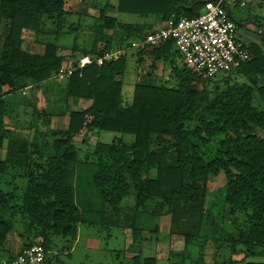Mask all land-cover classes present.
Wrapping results in <instances>:
<instances>
[{"label": "trees", "instance_id": "trees-1", "mask_svg": "<svg viewBox=\"0 0 264 264\" xmlns=\"http://www.w3.org/2000/svg\"><path fill=\"white\" fill-rule=\"evenodd\" d=\"M65 1L0 0V30L5 24L8 28L0 42V151L7 138L5 156L0 159V185L5 175L10 177L6 185H13L8 192L0 188V244L7 240L15 216L20 214L34 227V238H22L18 251L40 244L45 250L44 264H54L48 254L51 238L60 235L74 242L83 223L130 228L133 244L142 248L144 230L137 221L146 214L151 218L168 215L167 236L183 241L181 252L191 246L198 248V264H203L202 252L208 240L217 250L227 244L233 254L239 253L235 246L241 244L245 259L264 253L261 48L246 41L249 59L219 77H206L188 68L171 39L129 49L116 60L76 69L81 57L94 59L114 46L104 36L102 48L93 41L87 49L78 45L65 48L57 43V35L67 22L58 20L53 30H47L53 32L56 42L43 41L42 53L24 50V31L37 37L44 34L47 21L67 15ZM203 1L186 5L171 0L168 7L161 0H117L116 11L155 16L165 22L172 15L199 14ZM107 11H101L103 24L99 27L121 30L120 47L149 33L142 25L107 16ZM144 55L152 58L150 70L143 72L137 65L134 83L132 80L125 89L128 57L140 64ZM159 62L164 69L170 68L167 78L152 72ZM61 66L75 69L58 81L55 74ZM27 86L29 115L24 112L26 98L18 115L12 109L14 101L6 96ZM38 89L45 97L40 110L36 107ZM70 98L91 103L85 109L71 110ZM53 116H68V126L51 128ZM8 118L12 122L16 118V127L9 128ZM99 131L129 134L132 140L96 139L91 144L90 139L97 138ZM220 173L223 180L216 178ZM17 177L26 179L22 190L15 182ZM221 192L228 213L241 211L246 216L243 228L232 225L224 229L212 212ZM129 198L133 204L124 207L122 203ZM130 261L157 264L156 258L142 257L139 252ZM236 262L229 257L212 264Z\"/></svg>", "mask_w": 264, "mask_h": 264}, {"label": "rangeland", "instance_id": "rangeland-1", "mask_svg": "<svg viewBox=\"0 0 264 264\" xmlns=\"http://www.w3.org/2000/svg\"><path fill=\"white\" fill-rule=\"evenodd\" d=\"M161 1L167 4L168 7L172 6L171 0ZM105 3L111 5L112 8H108V10L113 11V13L109 11L107 16L116 17L117 20L123 22L143 19V17H139L135 14L117 12V0H85L84 14L88 16V19L86 16H84L82 22L76 13L78 6L77 1L66 0L64 10L66 11L67 15L61 19H54L52 22L47 21V28L45 27L44 34L37 37L34 32L24 31L23 37L29 39V51L41 53L44 49L43 41L51 40L56 42V39L52 34L53 32L51 31L49 34L47 33V30H53V24H55L58 20L60 22H67L64 23V26L61 29L64 34L61 32V35H57V43L61 46H65V48L70 49L72 46L78 45L79 49H81L85 47L84 44L88 46L92 41L96 47L102 46L106 38L99 32L96 34V30L101 31L102 33H106L110 30L105 26L102 28L99 27L103 24L99 17L102 16L103 12L101 11L105 7ZM256 3L260 4L259 2ZM229 10L232 15L238 19L242 18L243 21H252L254 29L257 31L262 30L264 32V4L260 6L253 5L251 8H236L229 6ZM90 15H94V17H90ZM86 24H90L91 26ZM243 30L244 29H239L241 34H243ZM7 31L8 28L5 24V26L1 28L0 36L6 35ZM80 39L82 41H80ZM120 39L121 31L115 29L111 46H119ZM257 47L260 48L258 45ZM65 51L67 52L66 49L62 50L64 53ZM261 52H263L262 49ZM130 56L128 57L125 76V89H127V87L130 88L132 80L134 83V74L137 65L143 72H146L150 70V65L152 64L151 57H143V61L140 62V64H134L135 59ZM152 72L157 75H163L165 78H167L170 73V68L167 67L164 69L163 64L159 62L156 64V67L152 70ZM220 75L218 74L217 76L219 77ZM62 77L59 78V81L62 79ZM234 78H236L238 81L242 79L238 76H235ZM40 96L45 99L43 95ZM84 103V100H82L81 103L74 101V103H70L69 108L84 109V107H82ZM97 135V138L90 139L91 144H94L96 139L105 142H110L113 138H121L126 142H130L132 140L129 134H122L118 132L99 131ZM78 140H80V136L77 137V141ZM78 144L81 145L80 143ZM152 176H154V172H152ZM223 176V173H220L216 178L217 180H221ZM9 178L10 177L8 175H5L3 177V183L0 185V188L5 192L12 190L13 185H6V182L9 180ZM15 182L20 185V189L22 190L26 184V179L17 177ZM214 188L215 186H213V190ZM213 190L210 191L211 195ZM215 193L218 195L217 192ZM132 204V198H129L125 200L124 203H122L124 207L131 206ZM227 209L228 206L224 203L221 192V197H219L214 202V205L211 209L212 212L216 215L217 219L222 221L224 229L227 230L232 227V225H234L235 228H243L244 226H242V221H244L246 217L244 213L241 211H236L235 213L230 214L228 213ZM144 216H146V214L141 215L137 221L138 226L142 227L144 230V233L141 237L142 239H145L141 244L142 248H138L133 244L134 242L132 240V232L130 228H122L121 226L117 225L105 226L83 223L79 224L78 226L77 236L74 242L69 241L67 238H64L60 235H55L51 238L48 252L49 258L54 264H131L130 260L132 256L139 252L142 257L152 256L156 258L157 264H198V248L191 246L186 251L181 252L183 250V241L180 238L178 239V237L175 235L172 237L167 236L169 224L168 215H161L154 218ZM233 217L235 219V223H232ZM27 221L28 220L24 217H21L20 214L15 216L13 221V230L8 235L7 240L0 244V264L4 259H7L9 253L16 250L15 246L17 244L19 246L21 245L22 238L23 241L33 240L34 227L28 225L26 223ZM152 229H155V231H152ZM142 239H140V242ZM131 246H134L135 249H133ZM235 249L239 250L238 254H233L230 246L227 244L225 247H219L217 250L215 243L212 240H208L202 252L203 264H212L213 262L218 261L224 262L229 259V257L238 261L234 264H246L247 261L264 263V253L245 259L242 245H236ZM180 252L181 254L178 255Z\"/></svg>", "mask_w": 264, "mask_h": 264}, {"label": "built area", "instance_id": "built-area-1", "mask_svg": "<svg viewBox=\"0 0 264 264\" xmlns=\"http://www.w3.org/2000/svg\"><path fill=\"white\" fill-rule=\"evenodd\" d=\"M181 1L189 5L197 0ZM253 2L264 4V0H204L199 14L177 18L172 15L162 26L141 39L131 41L130 45L116 46L94 59L87 55L81 57L75 68H82L93 62L100 65L105 61L118 59L129 49L138 50L145 44L158 45L171 39L188 68L202 72L206 77L230 72L249 59L250 51L227 6L247 8ZM75 68L61 66L55 76H69ZM44 260V247L34 243L18 251L3 264H44Z\"/></svg>", "mask_w": 264, "mask_h": 264}, {"label": "crops", "instance_id": "crops-1", "mask_svg": "<svg viewBox=\"0 0 264 264\" xmlns=\"http://www.w3.org/2000/svg\"><path fill=\"white\" fill-rule=\"evenodd\" d=\"M76 1H77V4H78V6H77V12L76 13H77V16H79L80 19H81V21L83 22V17L84 16H86V18L88 19V16L86 14H84L85 13V9H84V2H85V0H76ZM253 5L260 6V5H262V3L258 4L256 2H253L247 8H249V7L251 8ZM229 6L236 7V8H241V7H238V6H235V5H228L227 6V10H228L231 18L236 19V21H238L240 23V24L239 23H236L239 26V29H244L242 31V33L244 34L243 35L244 38H247L246 40H249L248 42H254V43H256L262 49L263 54H264V40L263 39L261 40V38H260V37H262L260 33H262L264 35V32L262 30L257 31L256 29H254L252 21H245V20L243 21L242 18H239L238 19L237 17H235L234 15H232V13L229 10ZM105 8H112V7H111V5H108L107 3H105V7L103 8V10ZM108 12L109 11H107V13ZM110 12L113 13L112 10ZM90 17H94V15H92V16L90 15ZM127 23L142 25L143 27H145V29L148 32H152L154 29L162 26L165 22L164 21H161V19L159 17L149 16V17H143V19H140V20H137V21H127ZM86 25H90V24H86ZM114 32H115V29H110L106 33H102V35L103 36H106V37L108 36L110 38L111 42H112V38L114 37ZM123 36H124L123 35V32L121 31V39L123 38ZM2 39H3V36H0V42L2 41ZM136 39H138V38H136ZM136 39H134V40H136ZM80 41H82V40L80 39ZM84 45H85V48L87 49L88 46H86V44H84ZM22 48L24 50H26V51L29 52V39H27L26 37L25 38L23 37ZM97 48H102V46H99ZM144 57H149L150 58L151 56H145L144 55ZM59 78H61V77H58L57 78L58 81H59ZM7 89H8L7 87H3V90L4 91L7 90ZM40 92H41V90L38 89L37 90V93L38 94H36V98H37L36 99V107H37L38 110H40L39 109L40 107L44 106V101H45V99L40 96V95H42ZM6 98H10V99H12V101H14L13 103H15V107H12V109L14 110V112L17 111V113L18 112L22 113L21 112L22 111L21 108H23L22 104H23L24 98H26L27 99L26 106H25L26 107V110L24 112H25V115H29V86H27L25 89H23L21 91L9 93L6 96ZM74 101L77 102V103H81L82 100H80V99L74 100V99H71L70 98V100H69V107H70V103L71 102L74 103ZM84 101H85V103L82 105V107H84V109H85V108H87L90 105L91 102L88 101V100H84ZM70 109L71 110L72 109L73 110H82V109H79V108H77V109L70 108ZM18 115H19V113H18ZM15 120H16V118H15ZM15 120L13 122H15ZM6 122L9 124V128L16 127L15 124L12 122V120H10L9 118L6 119ZM68 124H69V117L68 116H53L50 119V127L51 128H55V129L56 128L57 129L58 128H66L68 126ZM16 130H19V129L16 128ZM6 142H7V138L5 139L3 148L0 151V159H3L4 156H5V152H6ZM19 244H20V242H19ZM20 246L17 244L15 246L16 250L14 252L9 253V256L10 255H14L16 252H18ZM5 260H7V259H4L2 261V263Z\"/></svg>", "mask_w": 264, "mask_h": 264}, {"label": "water", "instance_id": "water-1", "mask_svg": "<svg viewBox=\"0 0 264 264\" xmlns=\"http://www.w3.org/2000/svg\"><path fill=\"white\" fill-rule=\"evenodd\" d=\"M176 1V0H175ZM184 6V5H183ZM186 9H189L191 6H184ZM236 23H239L238 21H236L234 18H232ZM240 24V23H239ZM263 40H264V35L262 33H260Z\"/></svg>", "mask_w": 264, "mask_h": 264}]
</instances>
